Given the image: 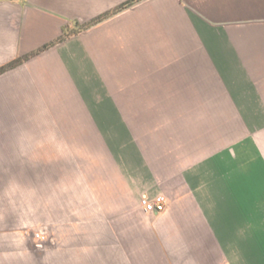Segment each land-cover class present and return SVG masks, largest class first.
Wrapping results in <instances>:
<instances>
[{
  "label": "crops",
  "instance_id": "obj_1",
  "mask_svg": "<svg viewBox=\"0 0 264 264\" xmlns=\"http://www.w3.org/2000/svg\"><path fill=\"white\" fill-rule=\"evenodd\" d=\"M127 1L0 0V159L5 158L0 162V264H264V146L258 150L246 143L210 157L247 127L264 125V0H148L121 13ZM93 20L99 21L88 27ZM184 61L193 68L187 75L190 92L202 95L207 108L180 105L190 116L173 118L172 125L181 127L175 131L178 142L191 148L169 164L168 157L159 156L162 144L157 151L137 144L148 141L142 126L153 125V118L147 122L135 105L130 124L122 122L114 95H150L157 87L164 94L169 84L180 88ZM97 100L112 105L111 119L88 112L86 105H99ZM18 105H62L63 135L19 134L12 127ZM161 107L167 113L164 127L153 133L154 143L166 141L169 131L168 106ZM124 125L134 128L124 130ZM126 135V154L103 144ZM25 142L32 143V152L20 156L38 158L39 142H46L41 147L52 157H68V142L96 143L81 154L96 159L86 180L112 207L111 246L72 243L86 238L87 230L62 229L48 236L24 231L18 222L22 213L9 212L7 181L2 184L1 178L8 173L9 143L24 147ZM56 143L65 144L63 154L56 153ZM120 157L129 158L126 165H120ZM52 186L49 177V219L57 202ZM156 192L168 200L166 213L142 207L144 213H119L121 205L138 204L141 195ZM121 218L129 233L150 241L121 249L114 225Z\"/></svg>",
  "mask_w": 264,
  "mask_h": 264
},
{
  "label": "rangeland",
  "instance_id": "obj_2",
  "mask_svg": "<svg viewBox=\"0 0 264 264\" xmlns=\"http://www.w3.org/2000/svg\"><path fill=\"white\" fill-rule=\"evenodd\" d=\"M145 1L148 0H129L121 4L119 10L121 13L127 12L130 8L136 7ZM98 21L99 20H93L88 23L87 26L93 27ZM184 49H188L190 50L189 52H191L192 47H184ZM192 69L193 68L190 67V63L184 61L185 85H181L179 88L169 84L167 87V93L161 94L157 87L153 89L156 91H153L150 95L143 92H136L135 94L124 92L120 95H114L116 98V104H118L119 107L118 111L122 122L130 124L131 112H135V105L142 107L140 111L141 114L143 111V119L147 120V122L150 118H153V125L142 126L147 132L145 136L148 141H144V139L143 141H137V144L142 147L144 146L143 148L146 150H156L158 147L157 145L162 144L161 147H158L159 156H161L162 159L168 157L169 159L167 160H169V164L171 163L170 160H173L174 163L177 164V161H181V157L184 155V150H190L191 148H185L184 146L186 145L184 141L178 142L175 131H177V127H181H175L172 125V123H174L173 118L174 120L176 119L180 121L186 120L187 116H190L187 115L190 113V110L186 109L185 111L180 109V105H201L197 108H207L205 103L202 102V100H204L202 99V95H194L190 92L193 87H191L189 84V80L191 79L187 78V75H190ZM123 89L127 90L128 88L124 87ZM175 91L180 92L175 93ZM132 98L135 99V102L132 100ZM216 99H219L218 96H216L214 100ZM97 104L99 105H86L88 112L94 113L96 115L102 114L104 116V121H107L108 118L111 119L110 109L112 105H103V103H100L99 100H97ZM162 105L168 106V116H170V118L167 123H169V131L166 135V141L162 140L163 142L156 141V143H154L151 141V138L154 137L153 133L159 132V129L164 127V114L165 112L167 113V110L164 111L165 109H162ZM211 105H218V103L214 102ZM19 106H21V109L19 108L18 110L20 114L17 119L18 121L16 122L13 120L12 122L14 123L12 127L16 129L19 134L28 137L34 135L41 138H46L48 135L57 137L63 135L62 131H59L62 125L60 126L61 122L58 118L60 108H63L62 105H18V107ZM10 111L11 110H9L8 121L9 133L12 132L10 131L12 130V127L10 126ZM207 124L209 123H206V125ZM186 125L190 128L189 121L186 122ZM110 127L111 125L107 126V124L104 126L105 129H109ZM129 128L133 129L134 127L124 125V130H129ZM74 131L75 128H73V131L71 130V135H74ZM75 134L78 135L79 132L77 131ZM201 136L202 135L200 133L199 137L201 138ZM258 136L259 138L261 137L264 139V125L256 127L255 129H252L249 126L245 131H242L237 135V139L234 138L233 141H230L227 145L221 147V149H219L217 152L211 153L210 157L212 159H217L224 151L235 150L240 145H244L246 143L257 145L256 147L258 148L259 146H264V141L259 142L255 140V138L258 139ZM109 138H111V136H109ZM113 138L115 139V137ZM188 140L191 143L190 132ZM45 143L46 142H39L41 151V157L39 158L20 156L22 154L32 152L31 142L22 143L24 144V147H10L9 143V150L7 153L8 173L6 175H2L1 178L2 184L5 180L7 181L9 212L14 213L15 210H18V213H22V219L20 216L18 218V222L22 221L25 232L34 231L36 234H44L48 236L52 231L62 229H81L87 230V237L82 239H70L73 244L76 242L79 243L78 241H81L82 243L86 242L89 247L100 244L104 245V247L111 246V230L113 224L111 222L112 207L111 205H108L106 200L101 197L102 195L99 190L91 187L86 180L87 167L95 165L96 159L92 157L91 153H88L84 156L81 154L86 151L85 149H89L90 151L89 147L95 145L96 143L68 142L66 147V152L69 155L68 157H62L58 155L56 157L49 156L48 152L41 147ZM103 144H105L106 148L109 150L114 148V151H119L120 154H126L129 145L128 135L119 141L114 140L105 142ZM35 145H38V143H35ZM58 145L61 147L59 148ZM64 145V143H56L57 154H63ZM258 150L261 149L259 148ZM128 160L129 158L127 157H120V165H126ZM4 161L5 158L0 159V162L3 163ZM48 166L51 168L50 174ZM21 170L22 173L20 172ZM49 177L55 183V189L53 187L54 185L52 186V193L53 191L55 192L57 201L56 205L54 206L55 213H53L54 215H51L50 219L48 217V207L46 205V201L49 197L47 191V181ZM3 194V191H1L2 196ZM157 195L163 196L166 203L164 210L160 213H166L169 209L168 200L163 194L159 192L154 193V196L148 194L141 195L139 197L138 204H135V202L132 201L129 205H121L119 207V213H144L140 208L141 199L146 198L150 200ZM64 200L66 201V205H63ZM20 203H22V205ZM84 218L87 220H84ZM122 219L123 218H121V221L114 223L119 237H117V239L119 240L121 249L123 248L126 250V248L144 244V239L146 241H150V239H147L142 233H137L135 231L134 233H129L127 230L129 223L122 221ZM136 233L141 234V237H136L134 235ZM97 235L98 237H96ZM99 235H101V237H99ZM89 251L93 250H90L89 248Z\"/></svg>",
  "mask_w": 264,
  "mask_h": 264
},
{
  "label": "built area",
  "instance_id": "obj_3",
  "mask_svg": "<svg viewBox=\"0 0 264 264\" xmlns=\"http://www.w3.org/2000/svg\"><path fill=\"white\" fill-rule=\"evenodd\" d=\"M140 205L147 213H160L164 210L166 203L163 196L157 195L150 200L142 198Z\"/></svg>",
  "mask_w": 264,
  "mask_h": 264
}]
</instances>
